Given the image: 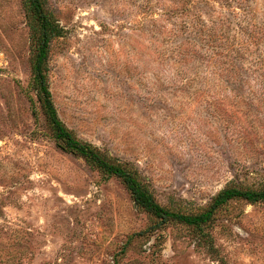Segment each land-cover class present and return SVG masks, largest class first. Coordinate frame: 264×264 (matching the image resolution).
Listing matches in <instances>:
<instances>
[{
	"label": "rangeland",
	"instance_id": "1",
	"mask_svg": "<svg viewBox=\"0 0 264 264\" xmlns=\"http://www.w3.org/2000/svg\"><path fill=\"white\" fill-rule=\"evenodd\" d=\"M59 116L138 168L161 207L264 184V0H44ZM26 0H0V264H264V202L201 227L140 209L56 142L33 82Z\"/></svg>",
	"mask_w": 264,
	"mask_h": 264
},
{
	"label": "trees",
	"instance_id": "2",
	"mask_svg": "<svg viewBox=\"0 0 264 264\" xmlns=\"http://www.w3.org/2000/svg\"><path fill=\"white\" fill-rule=\"evenodd\" d=\"M30 9L33 24L34 53L32 57L33 82L38 91L39 101L50 129L53 131L60 148L79 155L87 162L99 168L105 175L118 178L129 192L135 204L151 216L159 220L156 226L168 221L177 222L190 227H203L212 221L218 209L233 200H241L250 204L264 202V184L256 188H241L230 185L221 189L202 212L179 213L160 206L153 197L148 185L140 178V172L133 164L121 162L102 151L89 141H83L71 128H68L59 116L48 85L49 79V42L53 37L61 35L62 27L44 4V0H26Z\"/></svg>",
	"mask_w": 264,
	"mask_h": 264
}]
</instances>
